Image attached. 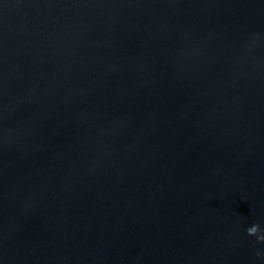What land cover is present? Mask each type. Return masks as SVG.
I'll use <instances>...</instances> for the list:
<instances>
[{"label":"water","instance_id":"water-1","mask_svg":"<svg viewBox=\"0 0 264 264\" xmlns=\"http://www.w3.org/2000/svg\"><path fill=\"white\" fill-rule=\"evenodd\" d=\"M264 0H0V264H264Z\"/></svg>","mask_w":264,"mask_h":264},{"label":"clouds","instance_id":"clouds-1","mask_svg":"<svg viewBox=\"0 0 264 264\" xmlns=\"http://www.w3.org/2000/svg\"><path fill=\"white\" fill-rule=\"evenodd\" d=\"M249 236L256 237L257 243L264 244V233H262L259 225H253L247 230ZM258 256H264V253H257Z\"/></svg>","mask_w":264,"mask_h":264}]
</instances>
